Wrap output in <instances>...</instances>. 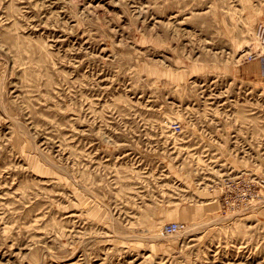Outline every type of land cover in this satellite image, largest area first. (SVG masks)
Here are the masks:
<instances>
[{
  "label": "rangeland",
  "instance_id": "rangeland-1",
  "mask_svg": "<svg viewBox=\"0 0 264 264\" xmlns=\"http://www.w3.org/2000/svg\"><path fill=\"white\" fill-rule=\"evenodd\" d=\"M258 26L264 0H0V264H264Z\"/></svg>",
  "mask_w": 264,
  "mask_h": 264
},
{
  "label": "built area",
  "instance_id": "built-area-1",
  "mask_svg": "<svg viewBox=\"0 0 264 264\" xmlns=\"http://www.w3.org/2000/svg\"><path fill=\"white\" fill-rule=\"evenodd\" d=\"M254 43L252 47L247 52L246 59L248 60H263L264 62V26H258L254 35ZM183 226L180 223H169L164 225L162 230L165 233H172L173 231H177Z\"/></svg>",
  "mask_w": 264,
  "mask_h": 264
},
{
  "label": "crops",
  "instance_id": "crops-1",
  "mask_svg": "<svg viewBox=\"0 0 264 264\" xmlns=\"http://www.w3.org/2000/svg\"><path fill=\"white\" fill-rule=\"evenodd\" d=\"M253 64V63H252ZM252 67H256L257 66V64H253V65H251Z\"/></svg>",
  "mask_w": 264,
  "mask_h": 264
}]
</instances>
